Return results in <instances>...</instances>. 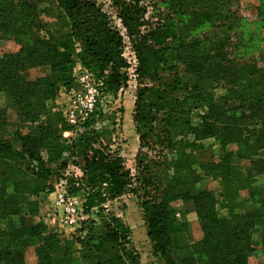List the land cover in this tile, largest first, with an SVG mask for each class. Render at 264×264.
I'll use <instances>...</instances> for the list:
<instances>
[{
  "label": "trees",
  "instance_id": "obj_1",
  "mask_svg": "<svg viewBox=\"0 0 264 264\" xmlns=\"http://www.w3.org/2000/svg\"><path fill=\"white\" fill-rule=\"evenodd\" d=\"M204 1L211 0H192L189 5ZM40 3L54 5V16L48 8L40 9ZM261 6L264 8V3ZM122 21L136 53L137 77L152 82H140L136 91L133 121L140 149L135 174L125 168L117 152L95 146L94 132L63 138V132L75 129L56 111L33 132L18 135L20 149H13L7 140L0 142V264H24V248L35 239L40 240L36 247L39 264H67L75 243L84 249L82 257L94 259L95 264H138L136 256L124 248L118 253L106 247L109 241L111 247L121 245L128 237V227L116 216L105 222L98 215L132 182L138 183L142 193L138 198H142L152 251L164 264H248L254 250V232L260 230L264 248V203L246 206V200L240 198L242 191L250 196L251 180L264 175V159L260 156L264 151V124L260 121L264 117V66L229 59L223 46L212 38L186 43L183 26L157 23L141 33L139 18L123 14ZM0 33L20 46L17 52L0 58V91L17 107L20 120L36 122L45 110V102L52 100L60 88L69 91L74 87V59L103 81L108 94H115L126 80L122 38L87 0H0ZM171 44H175L174 54L169 49ZM171 57L192 73L193 90L210 89L201 97L209 113L196 127L187 124L179 112L187 101L179 97V86L168 85L169 79H163L161 70L173 69L169 66ZM41 65L49 67L48 75L33 81L22 75L26 69ZM157 114H162L166 122L160 130ZM95 117L82 129L86 130ZM184 131L215 137L221 147L233 144L237 157L251 161V168L241 179L236 172L222 170L226 216L219 213L221 207L210 192L190 194L176 188L181 176L190 178L177 164L186 162L189 148L196 145L195 140L183 137ZM68 164L82 173L66 178L70 193L81 194L86 218L70 238H64L52 231L44 234L45 227L32 224L31 217L37 211L34 197L52 192L54 182L63 176ZM177 197L192 201L202 231L199 240L190 235L187 222L174 217L169 200ZM179 237L191 242L178 247ZM257 264H264V259Z\"/></svg>",
  "mask_w": 264,
  "mask_h": 264
},
{
  "label": "rangeland",
  "instance_id": "obj_2",
  "mask_svg": "<svg viewBox=\"0 0 264 264\" xmlns=\"http://www.w3.org/2000/svg\"><path fill=\"white\" fill-rule=\"evenodd\" d=\"M94 4L97 9L105 15L108 26L118 32L122 38L121 57L126 66L122 69L126 74V80L121 84L115 94H108L101 101L99 112L87 129L63 132L62 136L66 139L76 137L77 133H95V146H102L112 152H117L123 158V164L134 175L135 158L139 147L138 135L133 121V109L136 91L140 82L150 85L152 82L147 78L140 81L136 74L137 57L131 39L122 21V15L128 14L134 18H139L143 25L140 32L145 33L150 27L157 23H170L175 26H183L184 42L194 40L214 39L216 43L223 46L229 59L240 62H252L258 68L264 66V8L261 6L263 0H211L204 1L202 4L189 5L192 0H87ZM39 8H48L50 15L54 16L55 6L47 3H40ZM45 20H48L45 18ZM175 44H171L172 54ZM177 47V46H176ZM19 43L12 39L5 38L0 33V58L5 54L15 53L19 50ZM174 57V55H172ZM171 57V58H173ZM170 59V58H169ZM231 59V60H232ZM80 63L74 59L71 66V83H75L76 73ZM171 70L162 69L163 79H169L168 85L179 86V97L186 98L187 101L181 105V116L187 124L192 127L198 126L201 117L209 113L208 107L201 100L205 89H194V81H191V72L186 65L173 58L169 62ZM50 73L47 65L28 68L22 75L28 81H33L38 77ZM71 84V85H72ZM198 87H202L198 83ZM70 91V90H69ZM69 91L60 88L52 100L46 101L45 110L36 122H28L19 119L17 107L6 96L5 92L0 91V142L7 140L12 148L20 149L18 135H25L33 132L38 124H44L52 117L53 112L62 115ZM221 94V90H217ZM192 97V99H191ZM157 129L160 130L166 124L162 114H157ZM64 119V118H63ZM264 124V117L261 120ZM260 123L257 122L256 127ZM185 139L195 140L193 147L189 148V159L186 162L177 164L183 173H189L187 180L182 176L177 179L179 185L176 188L185 193L196 194L205 190L210 192L216 199L219 213L226 216L224 199L221 195L223 171L237 173V178L241 179L247 175L251 168V161L239 158L235 155L236 147L233 144L221 147L215 137H202L189 132H183ZM198 138V139H197ZM256 149V148H255ZM228 151L229 154L225 153ZM44 158L46 153H41ZM264 159V151L260 155ZM170 157V156H169ZM169 162L170 158H167ZM173 166V164H170ZM222 166V169H218ZM223 170V171H222ZM81 176L78 167L71 164L62 171V177ZM177 178V177H176ZM174 177V179H176ZM236 178V179H237ZM173 179V180H174ZM173 180L171 182H173ZM182 183V184H181ZM55 184V182H54ZM53 184V185H54ZM181 184V185H180ZM250 196L246 191L240 193V198L246 200V206H256L259 202L264 203V175L254 178L250 184ZM131 189V191H130ZM6 192L9 189L6 187ZM54 190V187H53ZM137 190V191H136ZM136 191V192H133ZM50 193L41 194L34 197L37 203V211L31 217L32 224H42L45 227L44 234L49 231L55 232L61 237L70 238L71 230L63 229L53 219L54 210L52 207L53 195ZM51 194L52 197L47 195ZM141 191H138V183L132 182L131 185L119 196L109 200L99 212L107 222L110 216H116L128 227V237L121 241V245L107 242L106 247L111 252L121 253V248L131 252L136 256L138 264H164L158 254L152 251L151 244L147 238V228L144 218L143 208L141 207ZM77 197L81 199V194ZM258 202V203H257ZM169 206L174 210V217L179 221H185L189 225L190 235L195 240L202 237L199 220L196 216L192 201H187L181 197L169 200ZM224 207V208H223ZM245 209H239L244 212ZM95 212L97 210L95 209ZM1 220V219H0ZM2 222V221H0ZM254 250L248 257V264H257L264 259V248L260 244V230L252 235ZM191 242V241H190ZM190 242L186 237L178 238V247H183ZM40 244L39 239L29 242L24 248V264H39L36 247ZM120 250L117 249V247ZM72 249V258L67 264H95L94 259L86 260L82 257L84 249L77 243Z\"/></svg>",
  "mask_w": 264,
  "mask_h": 264
},
{
  "label": "built area",
  "instance_id": "obj_3",
  "mask_svg": "<svg viewBox=\"0 0 264 264\" xmlns=\"http://www.w3.org/2000/svg\"><path fill=\"white\" fill-rule=\"evenodd\" d=\"M106 96L108 93L105 91L103 81L80 66L76 73L75 85L70 89L68 101L62 109L66 123L75 130L82 129V126L99 112L101 101ZM51 194L54 221L63 229L76 232L86 215L81 199L70 193L67 178L63 177L56 181Z\"/></svg>",
  "mask_w": 264,
  "mask_h": 264
},
{
  "label": "crops",
  "instance_id": "obj_4",
  "mask_svg": "<svg viewBox=\"0 0 264 264\" xmlns=\"http://www.w3.org/2000/svg\"><path fill=\"white\" fill-rule=\"evenodd\" d=\"M80 67V66H79ZM67 101H68V97H67V100H66V102L64 103L65 105H66V103H67ZM71 133V132H70ZM262 176V175H261ZM258 178H260V176H258ZM48 197H52V195L51 194H49V195H47Z\"/></svg>",
  "mask_w": 264,
  "mask_h": 264
}]
</instances>
